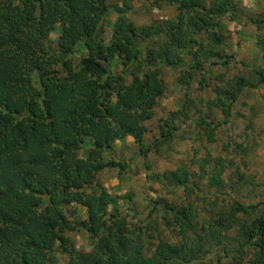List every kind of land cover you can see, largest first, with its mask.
Instances as JSON below:
<instances>
[{"label": "trees", "instance_id": "1", "mask_svg": "<svg viewBox=\"0 0 264 264\" xmlns=\"http://www.w3.org/2000/svg\"><path fill=\"white\" fill-rule=\"evenodd\" d=\"M141 1L172 6L174 16L139 26L117 16L104 45L102 24L112 7L106 0H0V264H55L54 251L65 255V264H264V197L248 204L226 192V201L200 198V209L153 201L172 242L145 222L130 225L96 179L106 167L122 168L101 159L115 140L130 136L141 144L143 123L164 91L159 68L184 67L180 85L197 73L208 83L204 72L234 60L218 21L241 11L233 0ZM56 27L50 51L48 35ZM117 65L120 72L111 73ZM251 72L253 82L235 76L215 86L208 103L227 116L243 88L264 83L262 69ZM180 117L189 118L185 105L161 119L159 143L173 137ZM212 118L208 112L195 121L210 141L222 123ZM153 177L160 186L202 190L183 165ZM208 182L222 187L218 172ZM72 203L85 208V218H66ZM74 230L91 239L89 251L75 248L66 234Z\"/></svg>", "mask_w": 264, "mask_h": 264}, {"label": "rangeland", "instance_id": "2", "mask_svg": "<svg viewBox=\"0 0 264 264\" xmlns=\"http://www.w3.org/2000/svg\"><path fill=\"white\" fill-rule=\"evenodd\" d=\"M233 1L241 11L231 13L234 19H229L231 15L227 13L218 21L224 50L232 54L234 60L226 66H212L211 73L204 72L203 76L208 83L201 82L197 73L188 85H180L176 77L184 67L159 68L164 91L156 102L152 117L143 123L145 131L141 144L125 136L115 140L110 151L101 154L104 162L112 161L122 165V168L106 167L96 175L106 192L117 198L115 205L120 214L126 216L130 225L145 222L150 228H155L152 234L160 230L161 236L172 242L175 240L174 233L163 227L162 208L152 204L153 201L161 199L174 206L190 202L200 209V198L209 201L216 197L217 201H226V192L248 204L260 202L264 197V83L255 89L243 88L227 116L220 112L219 107L208 103L214 100L215 86L224 87L235 76L253 82L251 70L260 68L264 71V0ZM106 2L112 7L105 13L102 24L100 40L104 45L110 39L112 24L117 16L123 15L137 26L172 19L174 16V9L169 5L152 8L149 3L141 0ZM115 7L124 11L118 12ZM58 32L56 27L48 35L50 51L55 50ZM70 58L74 64L78 54L75 52ZM113 66L109 68L110 72L119 73L120 66ZM181 105L188 109L189 118L182 121L180 117L173 137L168 142L159 143L158 126L162 123L161 119ZM208 112L213 116V124L222 121L213 130L212 141L207 139L204 129L195 123ZM154 142L156 147H152ZM87 144L85 140L77 152L78 157L85 156ZM148 146L151 149L142 155L141 150ZM180 165L188 169L190 180L198 183L201 193L190 185L186 188L167 187L160 186L154 180V173H162ZM217 172L222 184L220 188L208 182V177ZM127 208H132L134 214ZM64 210L68 220L83 219L86 215L85 208L74 203L67 205ZM107 211H111V206L107 207ZM66 234L73 240L77 250L89 251L92 248L91 239L82 230ZM51 255L55 264H65L64 254L54 251Z\"/></svg>", "mask_w": 264, "mask_h": 264}]
</instances>
